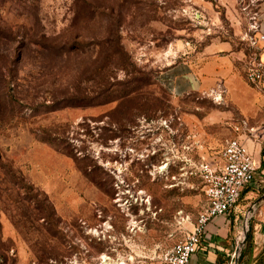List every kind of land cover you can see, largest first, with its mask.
I'll use <instances>...</instances> for the list:
<instances>
[{
    "label": "rangeland",
    "instance_id": "obj_1",
    "mask_svg": "<svg viewBox=\"0 0 264 264\" xmlns=\"http://www.w3.org/2000/svg\"><path fill=\"white\" fill-rule=\"evenodd\" d=\"M249 4L0 0V264L83 258L81 244L161 264L206 205L201 162L220 161L240 118L257 122L246 72L211 74L232 66L219 48L264 8ZM254 201L235 211L237 264ZM79 220L117 239L91 242Z\"/></svg>",
    "mask_w": 264,
    "mask_h": 264
},
{
    "label": "built area",
    "instance_id": "obj_2",
    "mask_svg": "<svg viewBox=\"0 0 264 264\" xmlns=\"http://www.w3.org/2000/svg\"><path fill=\"white\" fill-rule=\"evenodd\" d=\"M256 0H250L255 5ZM249 4V6L251 5ZM248 8V7H247ZM246 8V9H247ZM248 31L242 36L251 47L264 43V32H261L260 12L256 9L248 11ZM259 36L255 34L259 33ZM248 83L257 90L264 100V63L254 59L246 69ZM224 89L215 91V99L221 100ZM259 137L258 126L245 117L240 118L234 127V136L229 138L220 154V161L214 164L208 160L201 162L200 177L206 196V205L199 211L193 228L185 232L171 248L166 250L160 260L163 264H191L192 256L199 250L208 224L220 216H229L239 205L245 190L254 182L260 169L254 152L247 141ZM98 218L102 217L98 212ZM80 226L91 242H100L103 238L117 239L110 231L111 224L104 227L101 224L91 225L79 220ZM85 257L74 251L51 264H134L132 259L115 252L110 246L106 251L94 254L92 248L81 244ZM236 255V254H235ZM238 256V255H237Z\"/></svg>",
    "mask_w": 264,
    "mask_h": 264
},
{
    "label": "crops",
    "instance_id": "obj_3",
    "mask_svg": "<svg viewBox=\"0 0 264 264\" xmlns=\"http://www.w3.org/2000/svg\"><path fill=\"white\" fill-rule=\"evenodd\" d=\"M259 12L261 32H264V8ZM248 25L241 32L238 40L224 41L219 48L228 52L225 61L231 62L232 66H224L219 72L211 73L212 75L237 77L238 74L246 72L252 60L257 59L264 63V43L251 47L247 41L242 39L248 31ZM255 35L259 36L260 32ZM212 45L216 44L208 46L206 54L215 51L216 48ZM208 71H211L209 66L203 69L202 74ZM244 93L249 100L247 112L256 118L257 122L254 125L259 128V137L255 140L250 139L247 143L261 167L254 182L245 190L242 197L243 199L255 198L254 203L257 206L253 244L248 256L245 260L242 259V264H247L248 261H250L249 264H264V100H261L263 96L254 88H245ZM237 208L229 216L217 217L208 224L206 236L199 250L192 256L191 264H237V259H235L238 255L237 247L234 249L237 239L236 228L239 222V215L235 212Z\"/></svg>",
    "mask_w": 264,
    "mask_h": 264
},
{
    "label": "water",
    "instance_id": "obj_4",
    "mask_svg": "<svg viewBox=\"0 0 264 264\" xmlns=\"http://www.w3.org/2000/svg\"><path fill=\"white\" fill-rule=\"evenodd\" d=\"M249 212H251V209L249 210ZM246 240H247V235L244 238V240L242 241V244H244L246 242ZM239 252H240V245L237 247V254H239Z\"/></svg>",
    "mask_w": 264,
    "mask_h": 264
},
{
    "label": "bare ground",
    "instance_id": "obj_5",
    "mask_svg": "<svg viewBox=\"0 0 264 264\" xmlns=\"http://www.w3.org/2000/svg\"><path fill=\"white\" fill-rule=\"evenodd\" d=\"M166 166H164L162 169H165Z\"/></svg>",
    "mask_w": 264,
    "mask_h": 264
},
{
    "label": "trees",
    "instance_id": "obj_6",
    "mask_svg": "<svg viewBox=\"0 0 264 264\" xmlns=\"http://www.w3.org/2000/svg\"><path fill=\"white\" fill-rule=\"evenodd\" d=\"M249 238H251V234L249 235Z\"/></svg>",
    "mask_w": 264,
    "mask_h": 264
}]
</instances>
